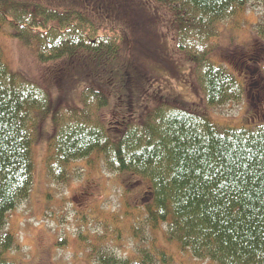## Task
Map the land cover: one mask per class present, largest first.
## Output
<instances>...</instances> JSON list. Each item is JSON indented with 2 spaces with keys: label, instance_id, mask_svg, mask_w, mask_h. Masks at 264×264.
Returning a JSON list of instances; mask_svg holds the SVG:
<instances>
[{
  "label": "trees",
  "instance_id": "obj_1",
  "mask_svg": "<svg viewBox=\"0 0 264 264\" xmlns=\"http://www.w3.org/2000/svg\"><path fill=\"white\" fill-rule=\"evenodd\" d=\"M251 1L140 0L128 13L140 16L133 27L163 13L162 25L173 41L175 34L176 51L194 66L207 108H215L240 100L245 88L226 66L209 59L217 50L212 39L217 41L218 27L227 17L237 16ZM263 10L259 14L264 15ZM259 16L251 27L254 41L264 45V16ZM3 25L41 64L72 62L80 54L92 61L90 69L71 74L75 83L70 91L78 89V101L71 103L75 97L68 87L51 100L39 82L9 70L0 54V264H13L5 258L15 241L5 230L6 217L32 189V145L46 118L51 133L45 140V169L52 182L64 183L71 162L96 153L107 172H129L138 181H148L153 192L152 204L133 231L135 259L92 248L88 256L93 262L172 264L171 256L147 233L165 224L166 239L201 261L264 264V113L248 128H230L178 102H160L139 115L129 102L124 105L127 114L104 128L101 112L113 87L118 89L115 99H120L116 77L125 76L130 99L144 87L135 75L106 70L119 56L122 34L102 27L84 9L40 0H0Z\"/></svg>",
  "mask_w": 264,
  "mask_h": 264
},
{
  "label": "rangeland",
  "instance_id": "obj_2",
  "mask_svg": "<svg viewBox=\"0 0 264 264\" xmlns=\"http://www.w3.org/2000/svg\"><path fill=\"white\" fill-rule=\"evenodd\" d=\"M40 1L55 7L84 9L102 27L122 34L119 56L106 70L126 72L130 77L135 75L144 87L140 85L141 89L130 99L125 76L116 77L120 99H115L118 89L113 87L109 105L101 112L104 128L127 112L124 105L129 102L138 115L160 102H178L186 110L230 128H248L263 118L264 115L259 116L264 113V45L254 41L251 25L258 22L259 15L264 16L258 12L264 1L253 0L237 16L227 17L218 27L217 41L212 39L217 50L209 59L216 66H226L245 88L240 100L215 108H207L194 66L176 51L175 34L174 43L172 33L162 25L163 13L152 18L147 16L146 23L133 27L136 17L140 16L128 13V9L137 7L140 0ZM131 18H134L133 23H130ZM165 20L171 21L168 16ZM120 27L123 32L118 30ZM0 54L9 70H20L39 82L49 91L51 100L64 91L62 87L70 91L73 87L70 84L75 83L71 78L73 71L85 72L92 61L80 54L78 60L72 62L65 59L41 64L29 48L13 38L8 25L0 26ZM70 94L75 97L71 103L77 102L78 89ZM46 120L40 124L41 134L32 145V189L28 198L6 217L5 230L15 241L5 258L13 264H96L88 254L90 249L99 248L111 251L118 258L135 259L133 231L139 228L146 207L152 204L150 184L138 181L129 172H107L101 156L96 153L71 162L64 183L52 182L45 169V158L49 154L45 140L51 133V121ZM164 229L165 224H161L147 233L155 239L157 248L171 256L172 264H213L194 258L189 250L182 251L176 242L166 239Z\"/></svg>",
  "mask_w": 264,
  "mask_h": 264
}]
</instances>
